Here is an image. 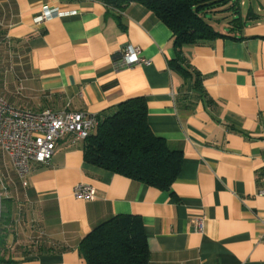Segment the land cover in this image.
Masks as SVG:
<instances>
[{
	"label": "crops",
	"instance_id": "0c3cea01",
	"mask_svg": "<svg viewBox=\"0 0 264 264\" xmlns=\"http://www.w3.org/2000/svg\"><path fill=\"white\" fill-rule=\"evenodd\" d=\"M45 5L74 13L36 26ZM239 12L226 35L182 48L183 74L172 31L139 3L123 28L98 1L0 0V94L12 106L100 115L143 96L152 133L183 156L170 193L87 163L71 135L24 185L0 147V264H86L82 237L127 214L142 220L148 264H264V0H239ZM127 45L149 64L117 69ZM76 184L94 197L76 198Z\"/></svg>",
	"mask_w": 264,
	"mask_h": 264
},
{
	"label": "trees",
	"instance_id": "16d2710c",
	"mask_svg": "<svg viewBox=\"0 0 264 264\" xmlns=\"http://www.w3.org/2000/svg\"><path fill=\"white\" fill-rule=\"evenodd\" d=\"M103 3L105 15L123 27L125 10L139 3L153 12L173 33L177 57L170 64L189 74L182 48L226 34L210 23V15L230 0H93ZM229 31L240 25L239 0L229 7ZM124 28V27H123ZM95 130L83 140L84 160L131 180L172 193L182 166V152L155 136L147 122V103L133 96L97 115ZM78 251L86 264H148L149 252L138 215L112 216L87 232Z\"/></svg>",
	"mask_w": 264,
	"mask_h": 264
},
{
	"label": "built area",
	"instance_id": "2783aa9c",
	"mask_svg": "<svg viewBox=\"0 0 264 264\" xmlns=\"http://www.w3.org/2000/svg\"><path fill=\"white\" fill-rule=\"evenodd\" d=\"M73 13L45 5L34 17V22L36 26H41L52 18ZM146 64H149V60L141 55V48L132 45L125 46L120 58L115 61L117 69ZM97 122V115L91 113L66 110L32 112L19 109L0 94V147L11 159L24 185L32 162L49 163L60 138L71 135L76 140H84L95 129ZM72 192L76 198L83 200L94 197V189L86 184H76ZM260 194H264V190ZM197 230L202 231L201 220L198 221Z\"/></svg>",
	"mask_w": 264,
	"mask_h": 264
},
{
	"label": "rangeland",
	"instance_id": "374dc122",
	"mask_svg": "<svg viewBox=\"0 0 264 264\" xmlns=\"http://www.w3.org/2000/svg\"><path fill=\"white\" fill-rule=\"evenodd\" d=\"M234 0H230L227 2V4L221 8H219V10L216 13H213L212 15H210V19H209V23L216 29V30H220L223 26H226L228 24V20L231 18L232 14V10L229 9V7L233 4ZM252 2H255V0H252ZM256 4H253V10L260 14L257 10H256ZM248 8V5L243 6L241 8V10L246 11V9ZM264 13V12H262ZM4 234V228L0 229V242L2 240V235ZM1 244V243H0Z\"/></svg>",
	"mask_w": 264,
	"mask_h": 264
},
{
	"label": "water",
	"instance_id": "95a60500",
	"mask_svg": "<svg viewBox=\"0 0 264 264\" xmlns=\"http://www.w3.org/2000/svg\"><path fill=\"white\" fill-rule=\"evenodd\" d=\"M1 194H2V192H1V189H0V208H1Z\"/></svg>",
	"mask_w": 264,
	"mask_h": 264
}]
</instances>
